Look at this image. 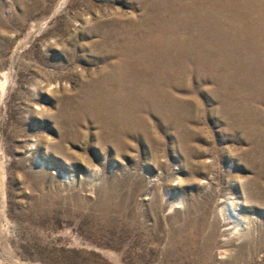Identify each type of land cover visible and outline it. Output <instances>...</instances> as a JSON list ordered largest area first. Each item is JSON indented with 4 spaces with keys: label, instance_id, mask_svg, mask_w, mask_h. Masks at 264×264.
Returning <instances> with one entry per match:
<instances>
[{
    "label": "rangeland",
    "instance_id": "rangeland-1",
    "mask_svg": "<svg viewBox=\"0 0 264 264\" xmlns=\"http://www.w3.org/2000/svg\"><path fill=\"white\" fill-rule=\"evenodd\" d=\"M164 1L0 0V264H264V0Z\"/></svg>",
    "mask_w": 264,
    "mask_h": 264
},
{
    "label": "bare ground",
    "instance_id": "bare-ground-1",
    "mask_svg": "<svg viewBox=\"0 0 264 264\" xmlns=\"http://www.w3.org/2000/svg\"><path fill=\"white\" fill-rule=\"evenodd\" d=\"M143 1H144V0H143ZM163 1H164V0H163ZM169 1H170V0H169ZM149 2H150V1H149ZM161 2H162V1H161ZM164 2H165V1H164ZM187 2H188V1H187ZM191 2H192V1H191ZM144 3H145V2H144ZM147 3H148V2H147ZM152 3H153V2H152ZM169 3H170V2H169ZM172 3H173V2H172ZM197 3H198V2H197ZM203 3H204V2H203ZM233 3H234V2H233ZM258 3H259V2H258ZM170 4H171V3H170ZM173 4H174V3H173ZM180 4H181V3H180ZM184 4H185V2H184ZM194 4H195V3H194ZM237 4H238V3H237ZM139 5H140V4H139ZM143 5H144V4H143ZM143 5H142V6H143ZM147 5H148V4H147ZM159 5H160V4H158L157 6H159ZM257 5H258V4H257ZM259 5H260V4H259ZM140 6H141V5H140ZM163 6H164V5H163ZM171 6H172V5H171ZM174 6H175V5H174ZM189 6H190V5H189ZM209 6H210V5H209ZM217 6H218V5H217ZM148 7H149V6H148ZM152 7H153V6H152ZM184 7H187V6H184ZM197 7H199V6H197ZM167 8H168V7H167ZM176 8H177V7H176ZM179 8H180V7H179ZM189 8H190V7H189ZM260 9H262V8H260ZM150 10H152V9H150ZM169 10H170V9H169ZM185 10H186V9H185ZM193 10H194V9H193ZM140 11H141V10H140ZM140 11H139V12H140ZM145 11H146V10H145ZM153 11H154V10H153ZM155 11H156V10H155ZM166 11H167V10H166ZM188 11H189V9H188ZM188 11H187V12H188ZM191 11H192V10H191ZM231 11H232V10H231ZM241 11H242V10H241ZM244 11H245V10H244ZM142 12H143V11H142ZM203 12H204V11H203ZM157 13H158V12H157ZM166 13H167V12H166ZM175 13H176V12H175ZM179 13H181V12H179ZM179 13H178V14H179ZM208 13H209V12H208ZM229 13H230V12H229ZM142 14H143V13H142ZM149 14H150V13H149ZM151 14H152V13H151ZM151 14H150V15H151ZM161 14H162V13H161ZM172 14H174V13H172ZM219 14H220V13H219ZM261 14H262V12H261ZM143 15H144V14H143ZM152 15H153V14H152ZM169 15H170V14H169ZM192 15H193V14H192ZM225 15H226V14H225ZM254 15H255V14H254ZM163 16H164V15H163ZM193 16H194V15H193ZM202 16H203V15H202ZM205 16H206V15H205ZM211 16H212V15H211ZM243 16H244V15H243ZM138 17L140 18V14H139ZM159 17H162V16L160 15ZM182 17H185V16H182ZM147 18H148V16H147ZM150 18H151V17H150ZM201 18H202V17H201ZM219 18H220V17H219ZM229 18H230V17H229ZM245 18H246V17H245ZM136 19H137V18H136ZM154 19H155V18H154ZM167 19H168V16H167ZM169 19H170V18H169ZM239 19H240V18H239ZM122 20H123V19H122ZM129 20H130V19H129ZM198 20H199V19H198ZM198 20H197V22H199ZM222 20H223V19H222ZM101 21H102V20H101ZM137 21H138V20H137ZM158 21H159V20H158ZM162 21H163V20H162ZM170 21H171V19H170ZM178 21H179V20H178ZM178 21H177V22H178ZM183 21H184V20H183ZM189 21H190V20H189ZM123 22H124V20H123ZM125 22H126V21H125ZM128 22H129V21H128ZM130 22H131V21H130ZM134 22H135V21H134ZM151 22H152V21H151ZM175 22H176V21H175ZM237 22H238V21H237ZM259 22H260V21H259ZM98 23H99V22H98ZM103 23H104V22H103ZM137 23H138V22H137ZM158 23H159V22H158ZM161 23H162V22H161ZM163 23H164V22H163ZM195 23H196V22H195ZM200 23H201V22H200ZM135 24H136V23H135ZM135 24H134V25H135ZM155 24H156V22H155ZM172 24H173V23H172ZM103 25H104V24H103ZM106 25H107V24H106ZM106 25H105V26H106ZM113 25H114V24H113ZM140 25H141V24H140ZM156 25H158V24H156ZM156 25H155V26H156ZM159 25H160V24H159ZM159 25H158V26H159ZM169 25H171V24H169ZM178 25H179V23H178ZM185 25H186V24H185ZM193 25H194V24H193ZM217 25H218V24H217ZM234 25H235V24H234ZM236 25H237V24H236ZM135 26H136V25H135ZM166 26H167V25H166ZM186 26H188V25H186ZM202 26H203V25H202ZM242 26H243V25H242ZM100 27H102V26H100ZM100 27H99V28H100ZM109 27H110V26H109ZM116 27H117V26H116ZM128 27H129V25H128ZM138 27H139V26H138ZM174 27H176V26H174ZM184 27H185V26H184ZM184 27H183V28H184ZM190 27H191V26H190ZM219 27H220V26H219ZM227 27H229V26H227ZM240 27H241V26H240ZM247 27H248V26H247ZM120 28H121V27H120ZM122 28H123V27H122ZM135 28H136V27H135ZM157 28H158V27H157ZM169 28H170V27H169ZM183 28H182V29H183ZM195 28H196V27H195ZM109 29H110V28H109ZM116 29H117V28H116ZM138 29H139V28H138ZM152 29H153V28H152ZM155 29H156V28H155ZM158 29H159V28H158ZM166 29H168V27H167ZM182 29H181V30H182ZM186 29H187V28H186ZM196 29H197V28H196ZM253 29H254V28H253ZM260 29H261V28H260ZM105 30H106V29H105ZM168 30H169V29H168ZM178 30H180V29H178ZM197 30H199V29H197ZM237 30H239V29H237ZM107 31H108V30H107ZM110 31H111V29H110ZM118 31H120V29H119ZM118 31H116V32H118ZM124 31L126 32V30H124ZM124 31H123V32H124ZM157 31H158V30H157ZM232 31H233V30H232ZM241 31H242V30H241ZM243 31H244V30H243ZM111 32H112V31H111ZM142 32H143V31H141V33H142ZM159 32H161V31L159 30ZM169 32H171V31H169ZM169 32L167 31V33H169ZM220 32H221V31H220ZM229 32H230V31H229ZM247 32H248V31H247ZM98 33H99V32H98ZM146 33H147V32H146ZM163 33H164V32H163ZM190 33H191V32H190ZM221 33H222V32H221ZM231 33H232V32H231ZM244 33H245V32H244ZM248 33H249V32H248ZM261 33H262V32H261ZM117 34H119V32H118ZM126 34H128V33H126ZM154 34H155V33H154ZM156 34H158V33H156ZM176 34H177V33H176ZM198 34H199V32H198ZM209 34H210V33H209ZM225 34H226V33H225ZM252 34L254 35L253 32H252ZM91 35H92V34H91ZM112 35H113V34H112ZM115 35H116V34H115ZM119 35H120V34H119ZM147 35H148V34H147ZM151 35H153V34L151 33L150 36H151ZM161 35H162V34H161ZM174 35H175V34H174ZM178 35H179V34H178ZM182 35H183V34H182ZM182 35H181V36H182ZM203 35H204V34H203ZM203 35H201V36H203ZM205 35H206V34H205ZM233 35H235V33H234ZM238 35H240V34H238ZM248 35H249V34H248ZM106 36H107V35H106ZM117 36H118V35H117ZM136 36H137V35H136ZM150 36H149V37H150ZM195 36H196V35H195ZM101 37H102V36H101ZM124 37H125V36H124ZM127 37H128V36H127ZM156 37H157V36H156ZM159 37H160V36H159ZM186 37L188 38V36H186ZM193 37H194V36H193ZM232 37H234V36H232ZM257 37H258V36H257ZM98 38H99V37H98ZM102 38H103V37H102ZM119 38H120V37H119ZM132 38H133V37H132ZM144 38H145V37H144ZM160 38H162V37H160ZM179 38H180V37H179ZM183 38H184V37H183ZM183 38H182V39H183ZM187 38H186V39H187ZM195 38H196V37H195ZM195 38H194V39H195ZM239 38H240V37H239ZM248 38H249V37H248ZM103 39H106V38L104 37ZM110 39H111V38H110ZM114 39H115V38H114ZM155 39H156V38H155ZM164 39H166V38H164ZM173 39H174V38H173ZM177 39H178V38H177ZM177 39H175V40H177ZM182 39H181V40H182ZM215 39H216V38H215ZM243 39H244V38H243ZM256 39H257V38H256ZM259 39H260V38H259ZM263 39H264V37H263ZM124 40H125V39H124ZM126 40H127V39H126ZM130 40H131V39H130ZM166 40H167V39H166ZM170 40H171V39H170ZM217 40H219V39H217ZM217 40H216V42H217ZM106 41H107V40H106ZM128 41H129V40H128ZM157 41H159V40H157ZM171 41H172V40H171ZM190 41H191V40H190ZM208 41H209V40H208ZM214 41H215V40H214ZM233 41H234V39H233ZM255 41H256V40H255ZM92 42H94V41L92 40ZM102 42H103V41H102ZM114 42H115V41H114ZM116 42H117V41H116ZM121 42H122V41H121ZM129 42H130V41H129ZM137 42H138V41H137ZM159 42H160V41H159ZM165 42H166V41H165ZM168 42H169V41H168ZM179 42H180V41H179ZM191 42H193V41H191ZM202 42H203V41H202ZM218 42H219V41H218ZM220 42H221V41H220ZM220 42H219V43H220ZM224 42H225V41H224ZM239 42H240V41H239ZM117 43H118V42H117ZM122 43H123V42H122ZM125 43H126V42H125ZM142 43H143V42H142ZM156 43L158 44V42H156ZM174 43H175V42H174ZM184 43H185V41H184ZM189 43H190V42H189ZM210 43H213V42H210ZM226 43H227V42H226ZM242 43H243V42H242ZM244 43H245V42H244ZM249 43H250V42H249ZM101 44H102V43H101ZM105 44H106V43H105ZM109 44H110V42H109ZM113 44H115V43H113ZM133 44H134V43H133ZM176 44H177V43H176ZM191 44H192V43H191ZM203 44H204V43H203ZM252 44H253V42H252ZM258 44H260V43H258ZM120 45H121V44H120ZM162 45H163V44H162ZM179 45H180V44H179ZM187 45H188V44H187ZM189 45H190V44H189ZM193 45H194V44H193ZM205 45H206V44H205ZM211 45H212V44H211ZM213 45H214V44H213ZM221 45H222V44H221ZM228 45H229V44H228ZM250 45H251V44H250ZM92 46H93V45H92ZM101 46H102V45H101ZM112 46H113V45H112ZM123 46H124V45H123ZM142 46H143V45H142ZM147 46H148V45H147ZM149 46H150V45H149ZM194 46H195V45H194ZM216 46H217V45H216ZM219 46H220V44H219ZM232 46H233V45H232ZM255 46H256V45H255ZM93 47H95V46H93ZM103 47H104V46H103ZM183 47H184V46H183ZM198 47H199V46H198ZM198 47H197V48H198ZM252 47H253V46H252ZM120 48H121V46H120ZM152 48H154V47H152ZM156 48H157V47H156ZM192 48H193V47H192ZM206 48H207V47H206ZM208 48H209V47H208ZM213 48H214V47H213ZM228 48H229V47H228ZM232 48H233V47H232ZM242 48H244V47H242ZM259 48H260V47H259ZM262 48H263V47H262ZM102 49H103V48H102ZM112 49H113V48H112ZM116 49H117V48H116ZM116 49H115V52H116ZM118 49H119V48H118ZM122 49H123V47H122ZM129 49H130V48H129ZM129 49H128V50H129ZM139 49H140V48H139ZM230 49H231V48H230ZM238 49H239V48H238ZM247 49H248V48H247ZM105 50H106V49H105ZM128 50H127V51H128ZM158 50H159V48H158ZM163 50H164V49H163ZM191 50H192V49L190 48V51H191ZM221 50H222V49H221ZM228 50H229V49H228ZM242 50H243V49H242ZM245 50H246V49H245ZM252 50H254V49L252 48ZM103 51H104V50H103ZM120 51H121V50H120ZM142 51H143V50H142ZM164 51H165V50H164ZM188 51H189V50H188ZM190 51H189V52H190ZM192 51H194V49H193ZM223 51H224V50H223ZM262 51H263V50H262ZM105 52H106V51H105ZM105 52H104V54H105ZM107 52H108V51H107ZM112 52H114V50H113ZM121 52H122V51H121ZM143 52H144V51H143ZM150 52H151V51H150ZM189 52H188V54H189ZM207 52H208V51H207ZM207 52H206V55H205V56H207V54H209V53H207ZM230 52H231V51H230ZM239 52H240V51H239ZM257 52H258V51H257ZM96 53H97V52H96ZM123 53H124V52H123ZM139 53H140V52H139ZM184 53H185V52H184ZM184 53H183V54H184ZM192 53H193V52H192ZM215 53H216V52H215ZM227 53H228V52H227ZM235 53H236V52H235ZM237 53H238V52H237ZM255 53H256V52H255ZM263 53H264V52H263ZM101 54H102V53H101ZM106 54H107V53H106ZM110 54H111V53H110ZM114 54H115V53H114ZM134 54H135V52H134ZM137 54H138V53H137ZM148 54H149V53H148ZM151 54H152V53H151ZM154 54H155V53H154ZM174 54H175V53H174ZM183 54H182V55H183ZM190 54H191V53H190ZM229 54H230V53H229ZM238 54H239V53H238ZM243 54H244V53H243ZM245 54H246V53H245ZM249 54H250V53H249ZM259 54H260V53H259ZM111 55H112V54H111ZM111 55H110V56H111ZM127 55H128V54H127ZM142 55H144V54H142ZM210 55H212V54H210ZM216 55L218 56V54H216ZM247 55H248V54H247ZM263 55H264V54H263ZM104 56H105V55H104ZM140 56H141V55H140ZM153 56H154V55H153ZM153 56H152V57H153ZM180 56H181V55H180ZM194 56H195V55H194ZM197 56H198V55H197ZM202 56H203V55H202ZM202 56H201V57H202ZM205 56H204V57H205ZM243 56H244V55H243ZM252 56H253V55H252ZM254 56H255V55H254ZM258 56H259V55H258ZM121 57H122V56H121ZM129 57H130V56H129ZM138 57H139V56H138ZM147 57L150 58V56H147ZM154 57H155V56H154ZM158 57H159V56H158ZM170 57H171V56H170ZM187 57H188V56H187ZM189 57H190V56H189ZM192 57H193V56H192ZM208 57H209V56H208ZM232 57H233V56H232ZM235 57H236V56H235ZM237 57H238V56H237ZM241 57H242V56H241ZM247 57H248V56H247ZM261 57H262V56L260 55V58H261ZM140 58H141V57H140ZM168 58H169V57H168ZM220 58H221V57H220ZM263 58H264V56H263ZM117 59H118V58H117ZM117 59H116V62H118ZM129 59H131V58H129ZM136 59H139V58H136ZM136 59H135V60H136ZM147 59H148V58H147ZM147 59H146V60H147ZM159 59H160V58H159ZM159 59H158V60H159ZM190 59H191V58H190ZM228 59H229V58H228ZM243 59H244V58H243ZM247 59H248V58H247ZM125 60H126V59H125ZM202 60H203V59H202ZM218 60H219V59H218ZM234 60H235V59H234ZM240 60H241V59H240ZM262 60H263V59H262ZM107 61H108V60H107ZM109 61H110V60H109ZM132 61H133V60H132ZM143 61H145V60H143ZM154 61H155V60H154ZM163 61H164V60H163ZM185 61H186V60H185ZM228 61H229V60H228ZM236 61H237V60H236ZM236 61H234V62H236ZM263 61H264V60H263ZM165 62H166V61H165ZM239 62H240V61H239ZM255 62H256V61H255ZM100 63H101V62H100ZM103 63H104V62H103ZM108 63H110V62H108ZM119 63H120V62H119ZM123 63H124V62H123ZM126 63H127V62H126ZM131 63H132V62H131ZM141 63H144V62H141ZM148 63H149V61H148ZM156 63H157V62H156ZM169 63H171V62H169ZM196 63H197V62H196ZM204 63H207V62H204ZM204 63H203V64H204ZM231 63H232V62H231ZM241 63H242V62H241ZM241 63H240V64H241ZM262 63H263V62H262ZM104 64H105V63H104ZM114 64H116V63H113V65H114ZM117 64H118V63H117ZM117 64H116V65H117ZM149 64H150V63H149ZM149 64H148V65H149ZM151 64H152V63H151ZM151 64H150V65H151ZM182 64H183V63H182ZM185 64H186V63H185ZM203 64H202V65H203ZM227 64H228V63H227ZM250 64H251V63H250ZM253 64H254V63H253ZM255 64H256V63H255ZM111 65H112V64H111ZM116 65H114V66H116ZM121 65H122V62H121ZM131 65H133V64H131ZM142 65H143V64H142ZM188 65H189V64H188ZM204 65H205V64H204ZM204 65H203V66H204ZM124 66H125V64H124ZM134 66H135V65H134ZM163 66H164V65H163ZM200 66H201V65H200ZM206 66H207V64H206ZM208 66H209V64H208ZM223 66H224V65H223ZM235 66H236V65H235ZM235 66H234V67H235ZM248 66H249V65H248ZM120 67H121V66H120ZM138 67H139V66H138ZM150 67H151V66H150ZM168 67H170V65H169ZM184 67H185V66H184ZM219 67H220V66H219ZM232 67H233V64H232ZM238 67H239V65H238ZM244 67H245V65H244ZM246 67H247V66H246ZM262 67H263V65H262ZM110 68H112V67H110ZM113 68H114V67H113ZM123 68H124V67H123ZM131 68H132V67H131ZM164 68H165V67H164ZM166 68H167V67H166ZM187 68H188V67H187ZM196 68H197V67H196ZM226 68H227V67H226ZM236 68H237V66H236ZM248 68H249V67H248ZM115 69H116V68H115ZM121 69H122V68H121ZM135 69H136V68H135ZM145 69L147 70V68H144V70H145ZM150 69H151V68H150ZM185 69H186V68H185ZM200 69H201V68H200ZM202 69H203V68H202ZM214 69H215V68H214ZM228 69H229V68H228ZM238 69H239V68H238ZM256 69H257V68H256ZM256 69H255V70H256ZM104 70H106V69H104ZM104 70H103V71H104ZM124 70H125V69H124ZM126 70H127V69H126ZM129 70H130V67H129ZM129 70H128V71H129ZM141 70H142V69H141ZM148 70H149V69H148ZM153 70H154V69H153ZM163 70H164V69H163ZM216 70H217V68H216ZM235 70H236V69H235ZM258 70H260V69H258ZM99 71H100V70H99ZM103 71H102V72H103ZM128 71H127V72H128ZM139 71H140V70H139ZM188 71H189V70H187V72H188ZM229 71H230V70H229ZM231 71H233V70H231ZM236 71H238V70H236ZM114 72H115V71H114ZM120 72H121V71H120ZM129 72H131V70H130ZM143 72H144V71H143ZM164 72H165V71H164ZM209 72H210V71H209ZM213 72L215 73V70H214ZM219 72H220V71H219ZM222 72H223V71H222ZM222 72H221V74L224 73V72H223V73H222ZM233 72H234V71H233ZM242 72H243V71H242ZM244 72H245V71H244ZM247 72H248V71H247ZM251 72H252V71H251ZM258 72H259V71H258ZM263 72H264V71H263ZM108 73H110V72H108ZM132 73H133V71H132ZM200 73H201V72H200ZM203 73H205V72H203ZM203 73H202V74H203ZM225 73H226V72H225ZM230 73H232V72H230ZM238 73H239V71H238ZM110 74L112 75V73H110ZM119 74H121V73H119ZM122 74H123V73H122ZM160 74H161V73H160ZM178 74H179V73H178ZM202 74H201V75H202ZM216 74H217V73H216ZM232 74H233V73H232ZM232 74H231V75H232ZM244 74H245V73H244ZM105 75H106V74H105ZM117 75H118V74H117ZM117 75H115V77H116ZM124 75H125V74H124ZM129 75H130V74H129ZM132 75H133V74H132ZM138 75H139V74H138ZM141 75H142V74H141ZM151 75H152V74H151ZM201 75H200V76H201ZM227 75H228V74H227ZM240 75H242V74H240ZM246 75H247V74H246ZM252 75H254V74H252ZM256 75H257V74H256ZM107 76H108V75H107ZM166 76H167V74H166ZM237 76H238V75H237ZM118 77H119V76H118ZM129 77H132V76H129ZM211 77H212V76H211ZM216 77H218V76H216ZM227 77H228V76H227ZM229 77H230V75H229ZM229 77H228V78H229ZM139 78H140V77H139ZM166 78L168 79V76H167ZM169 78H170V77H169ZM223 78H224V77H223ZM237 78H238V77H237ZM94 79H95V78H94ZM117 79H118V78H117ZM141 79H142V78H141ZM154 79H155V78H154ZM154 79H153V81H154ZM178 79H179V78H178ZM211 79H212V78H211ZM234 79H235V78H234ZM245 79H246V78H245ZM248 79H249V78H248ZM257 79H258V78H257ZM259 79H260V78H259ZM110 80H111V79H110ZM119 80H120V79H119ZM125 80H126V79H125ZM133 80H134V79H133ZM213 80H214V79H213ZM219 80H220V79H219ZM221 80H222V79H221ZM223 80H224V79H223ZM255 80H256V79H255ZM263 80H264V77H263ZM90 81H91V80H90ZM98 81H99V79H98ZM123 81H124V80H123ZM131 81H132V80H131ZM135 81H136V79H135ZM143 81H144V80H143ZM217 81H218V80H217ZM250 81H251V80H250ZM92 82H93V80H92ZM102 82H103V81H102ZM156 82H157V81H156ZM219 82H220V81H219ZM242 82H244V81H242ZM87 83H88V82H87ZM93 83H94V82H93ZM105 83H106V82H105ZM105 83L103 82V84H105ZM116 83H117V82H116ZM119 83H120V82H119ZM136 83H137V82H136ZM141 83H142V82H141ZM154 83H155V82H154ZM164 83H165V82H164ZM164 83H163V84H164ZM257 83H259V82L257 81ZM85 84H86V83H85ZM89 84H90V83H89ZM106 84H108V83H106ZM123 84H124V82H123ZM157 84H158V83H157ZM182 84H183V83H182ZM209 84H210V83H209ZM230 84H231V83H230ZM232 84H233V83H232ZM241 84H242V83H241ZM254 84H255V83H254ZM254 84H253V85H254ZM111 85H112V84H111ZM114 85H115V84H114ZM154 85H155V84H154ZM211 85H212V84H211ZM216 85L218 86V84H216ZM235 85H236V84H234V86H235ZM248 85H250V84H248ZM253 85H250V86H253ZM90 86H91V84H90ZM90 86H89V87H90ZM92 86H93V85H92ZM98 86H99V85H98ZM108 86H110V85H108ZM120 86H121V85H120ZM120 86H119V87H120ZM122 86L124 87V85H122ZM135 86H136V85H135ZM138 86H139V85H138ZM148 86L150 87V85H148ZM148 86H147V88H148ZM160 86H162V85H160ZM160 86H159V87H160ZM229 86H230V85H229ZM243 86H244V85H243ZM250 86H249V87H250ZM260 86H261V84H260ZM263 86H264V85H263ZM115 87H116V85H115ZM128 87H129V86H128ZM128 87H127V88H128ZM130 87H131V86H130ZM142 87H143V85H142ZM154 87H155V86H154ZM205 87H206V86H205ZM207 87H208V86H207ZM223 87H224V86H223ZM235 87H236V86H235ZM240 87H241V86H240ZM253 87H254V86H253ZM91 88H92V87H91ZM91 88H90V89H91ZM97 88H98V87H97ZM99 88H100V87H99ZM117 88H118V87H117ZM120 88H121V87H120ZM165 88L167 89V87H165ZM224 88H225V87H224ZM241 88H242V87H241ZM244 88H245V87H244ZM246 88H247V87H246ZM263 88H264V87H263ZM107 89H108V88H107ZM121 89H122V88H121ZM134 89H135V88H134ZM139 89H140V88H139ZM141 89H142V88H141ZM161 89H162V87H161ZM211 89H212V88H211ZM257 89H258V88H257ZM147 90H148V89H147ZM149 90H151V89H149ZM153 90H154V89H153ZM158 90H159V89H158ZM169 90H170V89H169ZM237 90H238V89H237ZM247 90H248V89H247ZM251 90H252V89H251ZM89 91H91V90H89ZM100 91H101V88H100ZM130 91H131V90H130ZM167 91H168V90H167ZM226 91H227V90H226ZM226 91H225V92H226ZM240 91H241V90H240ZM84 92H85V91H84ZM123 92H124V91H123ZM123 92H122L121 94H123ZM218 92H219V91H218ZM87 93H88V92H87ZM92 93H93V92H92ZM97 93H98V92H97ZM99 93H100V92H99ZM102 93H103V92H102ZM105 93H106V92H105ZM110 93H111V91H110ZM118 93H119V91H118ZM124 93H125V92H124ZM130 93L132 94V92H130ZM138 93H139V92H138ZM142 93H143V91H142ZM144 93H145V92H144ZM149 93H150V92H149ZM166 93H167V92H166ZM172 93H173V92H172ZM249 93H251V91H250ZM255 93H256V92H255ZM100 94H101V93H100ZM126 94H127V93H126ZM126 94H125V95H126ZM145 94H146V93H145ZM147 94H148V93H147ZM158 94H159V93H158ZM88 95H89V93H88ZM104 95H106V94H104ZM109 95H110V94H109ZM115 95H116V93H115ZM135 95H136V94H135ZM143 95H144V94H143ZM153 95H156V94H153ZM253 95H254V94H253ZM260 95H261V93H260ZM101 96H102V95H101ZM107 96H108V94H107ZM118 96H119V95H118ZM118 96H117V97H118ZM120 96L122 97L121 99H123V96H124V95H123V96L120 95ZM127 96H128V95H127ZM129 96H130V94H129ZM133 96H134V95H133ZM138 96H139V95H138ZM140 96H141V95H140ZM144 96H145V95H144ZM146 96H147V95H146ZM161 96H162V95H161ZM254 96H255V95H254ZM262 96H263V95H262ZM262 96H261V98H262ZM86 97H87V95H86ZM136 97H137V96H136ZM150 97H151V96H150ZM163 97H164V96H163ZM167 97H168V96H167ZM87 98H88V97H87ZM89 98H90V97H89ZM131 98H132V97H131ZM144 98H145V97H144ZM159 98H161V97H159ZM165 98H166V96H165ZM170 98H171V97H170ZM218 98H219V97H218ZM248 98H249V97H248ZM256 98H257V97H256ZM102 99H103V98H102ZM104 99H105V98H104ZM109 99H110V98H109ZM117 99H119V98H117ZM128 99H129V98H128ZM128 99H127V100H128ZM153 99H154V98H153ZM157 99H158V98H157ZM180 99H181V98H180ZM244 99H245V98H244ZM123 100H124V99H123ZM155 100H156V99H155ZM176 100H177V99H176ZM247 100H248V99H247ZM263 100H264V99H263ZM102 101H103V100H102ZM105 101H107V100H105ZM112 101H113V100H112ZM114 101H115V100H114ZM136 101H137V100H136ZM161 101H162V99H161ZM249 101H250V100H249ZM107 102H108V101H107ZM118 102H119V101H118ZM148 102H149V101H148ZM153 102H154V101H153ZM176 102H177V101H176ZM176 102H175V103H176ZM233 102H234V101H233ZM109 103H110V102H109ZM116 103H117V102H116ZM119 103H120V102H119ZM129 103H130V102H129ZM132 103H133V102H132ZM156 103H158V102H156ZM247 103H248V102H246V104H247ZM251 103H252V102H251ZM91 104H92V103H91ZM105 104H106V102H105ZM140 104H142V103H140ZM235 104H236V103H235ZM248 104H249V103H248ZM85 105H86V104H85ZM109 105H110V104H109ZM116 105H117V104H116ZM155 105H156V104H155ZM159 105H160V104H159ZM177 105H178V104H177ZM244 105H245V104H244ZM133 106H134V105H133ZM133 106H132V107H133ZM136 106H137V105H136ZM146 106H147V105H146ZM149 106H150V105H149ZM221 106H222V104H221ZM246 106H247V105H246ZM124 107H125V106H124ZM160 107H161V106H160ZM92 108H93V107H92ZM102 108H103V107H102ZM110 108H111V107H110ZM135 108H136V107H135ZM139 108H140V106H139ZM227 108H229V107H227ZM247 108H248V106H247ZM249 108H250V107H249ZM249 108H248V109H249ZM104 109H105V108H104ZM121 109H122V108H121ZM121 109H120V110H121ZM128 109H130V108L128 107ZM89 110H90V109H89ZM95 110H96V109H95ZM130 110H131V109H130ZM157 110H158V109H157ZM122 111H123V110H122ZM125 111H126V110H125ZM128 111H129V110H128ZM132 111H134V108H133ZM141 111H142V110H141ZM155 111H156V110H155ZM174 111H175V110H174ZM228 111H229V110H228ZM115 112H116V111H115ZM115 112H114V113H115ZM123 112H124V111H123ZM129 112H130V111H129ZM129 112H128V113H129ZM134 112H135V111H134ZM108 113H110V112H108ZM118 113H119V112H118ZM118 113H116V115L114 114V118H115L116 116H118V115H117ZM121 113H122V112H121ZM135 113H136V112H135ZM90 114H91V113H90ZM100 114H101V113H100ZM103 114H104V113H103ZM122 114H123V113H122ZM120 115H121V114H120ZM125 115H126V114H125ZM125 115H124V116H125ZM141 115H142V114H141ZM91 116H92V115H91ZM108 116H110V115H108ZM250 116H251V115H250ZM128 118H129V117H128ZM137 118H138V117H137ZM96 119H97V118H96ZM101 119H102V118H101ZM72 120H73V119H72ZM105 120H106V119H105ZM122 120H123V119H122ZM122 120H121V121H122ZM111 121H112V120H111ZM121 121H120V122H121ZM131 121H132V120H131ZM108 122H109V121H108ZM71 123H72V122H71ZM98 123H99V122H98ZM110 123H111V122H110ZM135 123H137V122H135ZM139 123H142V122H139ZM139 123H138V124H139ZM166 123H167V122H166ZM240 123H241V122H240ZM113 124H114V122H113ZM116 124H117V123H116ZM142 124L144 125V123H142ZM176 124H177V123H176ZM231 124H232V123H231ZM231 124H230V125H231ZM72 125H73V124H72ZM102 125H104L103 122H102ZM106 125H107V124H105V126H106ZM110 125H111V124H110ZM117 125H119V127H116L117 129H118V128H122V127H120V124H117ZM146 125H147V123H146ZM181 125H182V124H181ZM230 125H229V126H230ZM240 125H241V124H240ZM240 125H239V126H240ZM67 126H68V125H67ZM114 126H115V125H114ZM138 126H139V125H138ZM148 126H149V125H148ZM236 126H237V125H236ZM145 127H147V126H145ZM182 127H183V126H182ZM104 128H105V127H104ZM106 128H107V127H106ZM106 128H105V129H106ZM130 128H131V127H130ZM142 128H143V127H142ZM230 128H231V127H230ZM112 129H113V128H112ZM138 129H139V127H138ZM144 129H145V128H144ZM102 130H103V129H102ZM110 130H111V129H110ZM134 130H135V129H134ZM62 131H63V130H62ZM120 131H121V130H120ZM120 131H119V132H120ZM104 132H105V130H104ZM139 132H140V130H139ZM108 133H109V132H108ZM110 133H111V132H110ZM109 135H110V134H109ZM111 135H112V134H111ZM119 135H121V134H118V137H119ZM114 137H115V136H114ZM119 141H121V140H119ZM119 143H120V142H119ZM121 147H122V146H121ZM250 148H251V147H250ZM229 199H230V198H229ZM231 199H232V197H231ZM234 200H235V199H234ZM241 202H242V201H241ZM227 205H228V204H227ZM229 205H230L229 210H228V211H230L229 213L231 214L232 217L236 216V215L238 214V213H237V211H238V210H237V205H238V204L235 203V202L232 200V201H229ZM238 206H239V205H238ZM235 214H236V215H235ZM239 214H240V213H239ZM228 217H229V216H228ZM229 218H230V217H229ZM236 222H239V221H236ZM242 224H243V223H242ZM249 225H251V224H249ZM249 225H248V227H249ZM252 228H253V227H252ZM245 229H246V228H245ZM250 230H251V229H250ZM243 232H244V231H243ZM258 232H259V231H258ZM246 233H247V232H246ZM255 233H256V232H255ZM258 237H259V236H258ZM209 238H210V237H209ZM259 240H260V239H259ZM210 241H211V240H210ZM207 242H208V241H207ZM255 243H256V242H255ZM261 243H262V242H261ZM210 244H211V243H209V245H210Z\"/></svg>",
    "mask_w": 264,
    "mask_h": 264
}]
</instances>
